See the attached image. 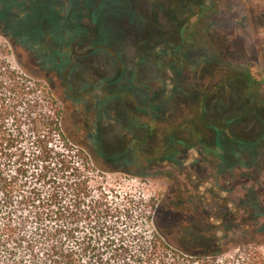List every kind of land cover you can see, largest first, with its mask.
I'll return each mask as SVG.
<instances>
[{"label": "rangeland", "instance_id": "rangeland-1", "mask_svg": "<svg viewBox=\"0 0 264 264\" xmlns=\"http://www.w3.org/2000/svg\"><path fill=\"white\" fill-rule=\"evenodd\" d=\"M148 23L171 38L179 25L188 29L185 58L164 96L178 102L149 139L147 128L130 123L117 104L123 82L142 63ZM0 55L52 91L68 136L110 171L113 186L161 204L166 218L172 204L182 209L176 218L194 239L181 245L207 253L220 242L227 257L264 258V0H0ZM246 68L263 81L257 110L245 116V101L230 99L233 90L226 88L219 100L208 98V107L218 104L225 117L238 118L212 129L200 118L203 105L193 90L211 91ZM238 78L232 85L245 82ZM223 115L215 116L225 123ZM168 129L188 145L155 161V150L145 148Z\"/></svg>", "mask_w": 264, "mask_h": 264}, {"label": "trees", "instance_id": "trees-1", "mask_svg": "<svg viewBox=\"0 0 264 264\" xmlns=\"http://www.w3.org/2000/svg\"><path fill=\"white\" fill-rule=\"evenodd\" d=\"M150 25H154L151 34ZM155 26L148 23L138 56L142 63L130 71L117 100L130 123L147 128L148 139L158 120L169 117L178 102L164 96L176 79L177 63L185 58L188 30L181 24L171 38ZM58 46L73 53L70 45ZM148 65L155 77L147 73ZM243 72V85H232L239 74L211 91L193 90L203 105L200 118L212 129H225L238 118L232 113L225 117L218 104L208 107V98L219 100L226 88L233 90L230 99L245 101V116L257 110L263 81L253 78L248 68ZM216 113L224 116L225 123ZM174 130L168 129L155 147L147 145L146 150H155L153 160L188 145ZM109 172L70 139L52 91L0 55V264H264L262 256L249 253L227 257L220 242L207 253L189 251L180 242H193L194 234L177 220L180 207L172 204L166 218L167 209L161 204L113 186ZM179 233L180 237L170 238Z\"/></svg>", "mask_w": 264, "mask_h": 264}]
</instances>
